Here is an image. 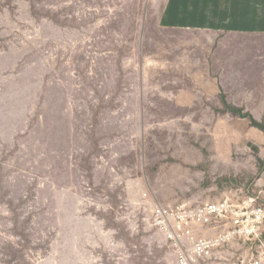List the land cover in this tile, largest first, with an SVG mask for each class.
<instances>
[{
	"label": "rangeland",
	"instance_id": "374dc122",
	"mask_svg": "<svg viewBox=\"0 0 264 264\" xmlns=\"http://www.w3.org/2000/svg\"><path fill=\"white\" fill-rule=\"evenodd\" d=\"M148 1L0 0V264H172L153 205L264 206L242 88L207 89Z\"/></svg>",
	"mask_w": 264,
	"mask_h": 264
},
{
	"label": "crops",
	"instance_id": "0c3cea01",
	"mask_svg": "<svg viewBox=\"0 0 264 264\" xmlns=\"http://www.w3.org/2000/svg\"><path fill=\"white\" fill-rule=\"evenodd\" d=\"M147 4L159 29L195 36L179 40L175 48L178 55L207 62L212 70L203 78L207 89L216 94L226 89L222 82L226 75L228 84L238 83L243 90L242 103L230 105L264 119V0H149Z\"/></svg>",
	"mask_w": 264,
	"mask_h": 264
},
{
	"label": "built area",
	"instance_id": "2783aa9c",
	"mask_svg": "<svg viewBox=\"0 0 264 264\" xmlns=\"http://www.w3.org/2000/svg\"><path fill=\"white\" fill-rule=\"evenodd\" d=\"M259 197L151 207L146 225L170 250L172 264H264V206Z\"/></svg>",
	"mask_w": 264,
	"mask_h": 264
},
{
	"label": "trees",
	"instance_id": "16d2710c",
	"mask_svg": "<svg viewBox=\"0 0 264 264\" xmlns=\"http://www.w3.org/2000/svg\"><path fill=\"white\" fill-rule=\"evenodd\" d=\"M225 108H226L225 111L232 113L233 115H237V116L243 117V118H250L253 126L264 131V121L263 122L257 121L251 114L246 113L245 109L234 107V106H232L226 102H225ZM263 169H264V166L262 165V167L260 168V172H263Z\"/></svg>",
	"mask_w": 264,
	"mask_h": 264
}]
</instances>
